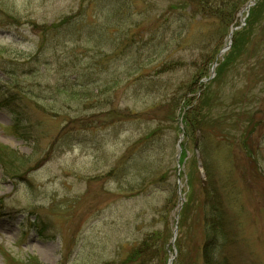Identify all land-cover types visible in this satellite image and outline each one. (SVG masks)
Here are the masks:
<instances>
[{
    "label": "rangeland",
    "instance_id": "rangeland-1",
    "mask_svg": "<svg viewBox=\"0 0 264 264\" xmlns=\"http://www.w3.org/2000/svg\"><path fill=\"white\" fill-rule=\"evenodd\" d=\"M200 11L0 0V264H146L129 257L153 233L166 264H203L206 197L231 222L228 263L264 264V25L217 81L231 28Z\"/></svg>",
    "mask_w": 264,
    "mask_h": 264
},
{
    "label": "trees",
    "instance_id": "trees-1",
    "mask_svg": "<svg viewBox=\"0 0 264 264\" xmlns=\"http://www.w3.org/2000/svg\"><path fill=\"white\" fill-rule=\"evenodd\" d=\"M191 3L196 2L199 4V7L201 9L200 13L202 12L205 14L206 12L212 13L214 12V17H223V29L224 32H227V29H230L231 26H233L235 15L238 12L239 7H241V4L245 2L247 4V0H228L223 1V3L216 2L215 0H189ZM212 3V4H211ZM253 7L248 12L245 28L242 32H234L232 37V45H231V51L228 53V55L225 57V60L222 64L219 65V69H217L216 77L215 79L218 81L222 79L223 75L227 71V69L230 67V65L234 62L235 57L237 58V55L241 53L242 50H245V45L248 43L249 38L247 37L249 35V30H256L257 25L263 23L264 25V0H257ZM226 14V15H225ZM240 25V24H239ZM254 27V28H253ZM248 30V33L245 32V30ZM251 35L253 33H250ZM204 77V79H206ZM190 86H183L182 90L187 92L189 90ZM178 93H173L170 95V97L166 100L170 104L168 118L166 119V122L168 124H173L176 119V110L180 107L182 98L180 100H175L177 98ZM212 93L210 91H205L202 94V98L200 101L201 109L203 107H207L209 105V101H213V97H211ZM171 110V111H170ZM171 112V113H170ZM198 112V111H197ZM189 113V112H188ZM199 115V113H198ZM206 117L200 116L197 118V123H205ZM20 121H16L15 128L18 127ZM162 131V125L159 123L155 130L152 131L149 135V137H155ZM181 156V155H180ZM181 158L178 159L179 166H181ZM9 172V169H7ZM154 167H152V172H154ZM16 171V170H15ZM14 171V173H15ZM19 170L16 171V173ZM185 198V197H184ZM185 204L183 205V212L187 206V199L185 198ZM220 204L217 202V199L215 197L214 200H210L209 197H206V199L203 202V211L204 213V238L205 243L202 248V262L203 264H229L228 259H226L225 251L226 246L231 237V222L229 218L227 217V214L219 207ZM231 234V235H230ZM161 247V251L163 254L164 262L162 264H166L167 260V240L165 236L162 235V233H153L150 234L144 241H142L141 245L136 248V250L133 252V254L130 255L129 260L131 262H137L138 260L142 263L145 262L146 264H150L154 259H157L158 261V248ZM148 256V258H146ZM28 264H39L37 260H30Z\"/></svg>",
    "mask_w": 264,
    "mask_h": 264
},
{
    "label": "water",
    "instance_id": "water-1",
    "mask_svg": "<svg viewBox=\"0 0 264 264\" xmlns=\"http://www.w3.org/2000/svg\"><path fill=\"white\" fill-rule=\"evenodd\" d=\"M255 1H256V0H250V1L246 4V6L244 7V10L248 11L249 8L255 4ZM242 20H243V19H242ZM235 29H237V27H236V28H233V29L230 30V33H229V35H228L229 40H231V38H232V34H233V31H234ZM229 46H230V43L228 44L227 49L229 48ZM225 49H226V48H225ZM225 49L221 50V52L219 53V55H220L221 53H223ZM215 65H216V63L213 64L212 69H213V67H215ZM180 201L182 202V201H183V198H180ZM177 219H178V216H176L175 220L177 221ZM176 234H177V225H176V223H175V226H174V229H173V236H172V240H171V243H170L171 245L173 244V242H174V240H175ZM170 262H171V259L169 260V264H170Z\"/></svg>",
    "mask_w": 264,
    "mask_h": 264
},
{
    "label": "bare ground",
    "instance_id": "bare-ground-1",
    "mask_svg": "<svg viewBox=\"0 0 264 264\" xmlns=\"http://www.w3.org/2000/svg\"><path fill=\"white\" fill-rule=\"evenodd\" d=\"M244 12H245V13H247V12H246V10H244V8H243V10H242V12H241V13H244Z\"/></svg>",
    "mask_w": 264,
    "mask_h": 264
}]
</instances>
